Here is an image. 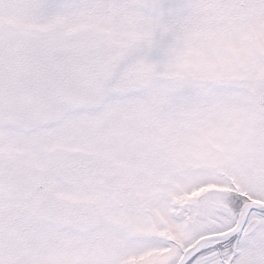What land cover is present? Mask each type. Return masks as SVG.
Returning <instances> with one entry per match:
<instances>
[{"label":"snow or ice","instance_id":"snow-or-ice-1","mask_svg":"<svg viewBox=\"0 0 264 264\" xmlns=\"http://www.w3.org/2000/svg\"><path fill=\"white\" fill-rule=\"evenodd\" d=\"M0 264H264V0H0Z\"/></svg>","mask_w":264,"mask_h":264}]
</instances>
